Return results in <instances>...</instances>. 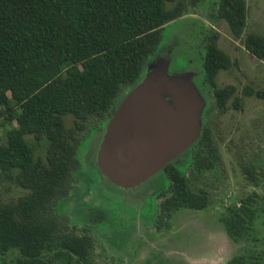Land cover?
I'll list each match as a JSON object with an SVG mask.
<instances>
[{
  "label": "trees",
  "instance_id": "16d2710c",
  "mask_svg": "<svg viewBox=\"0 0 264 264\" xmlns=\"http://www.w3.org/2000/svg\"><path fill=\"white\" fill-rule=\"evenodd\" d=\"M202 1L0 0V172L24 190L16 200H0L1 254L17 252L16 264H95L90 230H78L59 212L81 167L77 135L92 122L95 131L105 130L119 104L142 80L166 26ZM216 16L239 39L247 1L219 0ZM211 32L204 43V83L213 90L219 112H225L231 100L240 109L236 87L216 84L219 71L230 68L232 61L217 45L218 32ZM243 43L252 56L264 60L263 36L250 33ZM243 93L264 99L263 89L246 87ZM69 115L71 128L64 120ZM189 163L193 176L219 164L206 124L186 151L153 176L166 180V188L157 192L163 197L157 221L181 209L200 211L209 205L206 191L190 187L184 170ZM244 172L259 185L253 165L244 166ZM258 199L253 193L239 207L228 209L225 229L235 242L250 235ZM89 213L94 222L104 215L99 208ZM227 264L258 263L240 255Z\"/></svg>",
  "mask_w": 264,
  "mask_h": 264
},
{
  "label": "rangeland",
  "instance_id": "374dc122",
  "mask_svg": "<svg viewBox=\"0 0 264 264\" xmlns=\"http://www.w3.org/2000/svg\"><path fill=\"white\" fill-rule=\"evenodd\" d=\"M218 1L203 0L168 24L159 51L144 68L145 75L160 58L169 63V77L193 73L191 82L205 102L201 127L206 124L211 129L219 164L202 176L192 175L191 163L184 170L192 189L208 193L209 205L200 211L181 209L171 218L157 221L163 199L157 192L166 188V180L162 175L163 181L158 182L159 177H151L129 190L110 185L96 165L104 131H95L94 122L88 124L77 135L81 167L68 200L59 204V212L78 230H90L95 264H227L242 254L264 258V99L243 93L246 87L264 90V60L252 56L243 43L250 33L264 37V0H246V25L239 39L216 16ZM211 31L218 32L217 45L232 61L230 68L219 71L216 84L236 87L240 109L231 100L229 108L219 112L214 107L213 90L204 83V43ZM64 120L67 128L73 127V117ZM246 165L256 168L259 185L248 181ZM253 193L259 196V212L250 235L235 242L225 229L228 209L239 207L241 200ZM23 194V189L0 172V200H16ZM90 208L103 210L104 219L91 221ZM17 256L15 251L0 253V264H16Z\"/></svg>",
  "mask_w": 264,
  "mask_h": 264
},
{
  "label": "water",
  "instance_id": "95a60500",
  "mask_svg": "<svg viewBox=\"0 0 264 264\" xmlns=\"http://www.w3.org/2000/svg\"><path fill=\"white\" fill-rule=\"evenodd\" d=\"M106 125L97 166L110 185L135 189L186 151L201 133L205 102L193 73L167 75L157 58Z\"/></svg>",
  "mask_w": 264,
  "mask_h": 264
},
{
  "label": "flooded vegetation",
  "instance_id": "af4514ba",
  "mask_svg": "<svg viewBox=\"0 0 264 264\" xmlns=\"http://www.w3.org/2000/svg\"><path fill=\"white\" fill-rule=\"evenodd\" d=\"M106 128V127H105ZM105 131V130H104ZM104 133V132H103ZM103 136V135H102ZM102 140V139H101ZM96 165H97V162H96ZM155 180V179H154ZM155 181H160L159 179H156ZM108 182V181H107ZM109 185V184H108ZM110 186V185H109ZM258 214V213H257ZM104 219V218H103ZM102 219V220H103ZM158 220V219H157ZM255 220H256V218H255ZM255 220H254V222H255ZM254 222H253V224H254ZM253 224H252V227H253ZM252 230V229H251ZM94 254V253H93ZM243 255V254H242ZM240 256V255H239ZM244 256H246V255H244ZM236 257H238V256H236ZM247 257V260H248V262H256V263H260V264H264V258H259V257H253V256H246ZM234 258V257H233ZM232 259V258H231ZM230 259V260H231ZM229 260V261H230ZM228 261V262H229ZM227 262V263H228Z\"/></svg>",
  "mask_w": 264,
  "mask_h": 264
}]
</instances>
